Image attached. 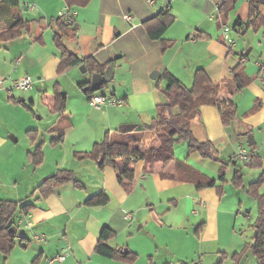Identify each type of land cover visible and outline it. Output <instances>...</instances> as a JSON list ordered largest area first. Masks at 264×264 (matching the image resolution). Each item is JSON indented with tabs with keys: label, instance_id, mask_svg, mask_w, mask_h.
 Returning a JSON list of instances; mask_svg holds the SVG:
<instances>
[{
	"label": "crops",
	"instance_id": "1",
	"mask_svg": "<svg viewBox=\"0 0 264 264\" xmlns=\"http://www.w3.org/2000/svg\"><path fill=\"white\" fill-rule=\"evenodd\" d=\"M222 2L154 0L150 4L147 0H90L84 6H73L77 11L76 21L64 37L67 48L80 57L93 56L100 65L112 60L113 80L116 78L117 84L114 92L109 94L123 98L124 104L95 111L97 116L106 120V133L111 137L119 132L121 124H136L138 127L151 122L156 116L157 106L164 102L165 97L156 81L150 77L153 71H159L160 76L167 70L191 87L199 69H203L212 82L222 83L233 77L231 68L243 62V70L250 81L233 96L237 104L236 117L229 124H224L216 105L203 104L201 114L192 126L195 137L200 141H211L221 160L204 158L197 151L189 152L185 141H182L184 145H175L178 158L215 178L216 184L198 188L191 181L163 178L159 171L146 173L144 161L138 160L133 185L131 189H126L118 180L119 168L124 166L126 158L119 156L116 166L106 164L103 167L100 160L80 158L76 153L92 150L98 138L95 133L94 136H87L88 131L76 133L72 140L70 134L76 132L78 125L84 124L83 120H76L74 112L67 114L65 111L63 118L55 123L57 130L49 133V139L42 140V163L35 165L29 160L28 151L25 154V170L28 165L32 167L25 183L28 181L33 189L31 195L35 198L34 202H30L32 207L26 214V220L32 225L25 228L31 231L23 233L22 241L17 242L9 254L0 252V264H50V258L59 252L66 255L62 264H138L141 256L146 258L144 264L178 261L187 264L191 261L201 264H214L215 261V264H247L248 258H251L249 251L252 250L249 246L255 232L253 224L248 228L247 217L249 208L257 201L247 192L245 177L242 187L233 185L232 179L236 170L246 176L247 170L243 166L264 167V74L261 70L264 50H257L250 58L243 50H235L237 47L232 49L224 40L222 26L231 25L238 33L244 31L245 34L252 29L254 37H260L259 44L264 42V27L245 24L250 16V0H236L221 15L218 5ZM22 6L32 12L44 13L42 24H36L38 29L35 33L32 28L31 38L23 37L24 34L0 46V76L10 74L12 79H16L36 71L39 75L37 83L42 85L41 88L39 86V93L43 94L45 102L53 110L55 98L51 89L54 82H58L61 90L69 94L61 78L75 72V66L58 73L61 51L54 37L52 44L49 38L45 39L43 33L38 32L43 24L50 26L47 18L50 13H55L57 8L58 15L68 4L65 0H20L19 7L13 10L21 16ZM162 11L173 17L164 34L166 44L150 38L146 23ZM258 11L264 15V5H259ZM125 14H130L131 18L127 20ZM237 21L243 24L236 25ZM245 42L252 45L251 51L255 50L253 39L247 38ZM36 46L50 48V52L35 55L33 51L38 50ZM75 79L79 81L82 76L76 73L73 81ZM14 91L8 92L7 98L4 93L0 95L8 103L17 105ZM219 97L227 100L231 96L221 92ZM80 99L81 105L88 107V94L81 93ZM20 101H25V98L21 97ZM193 105V98L184 103L186 107ZM255 128L259 131H255ZM250 133L256 141L252 145L255 150L252 151L251 161L241 164V161L234 159V155L238 146L243 145L244 136L248 137ZM62 134L63 140L55 144L51 142V138ZM113 136L112 140L115 138ZM155 137L156 131L145 130L141 142L149 147ZM69 139L72 140L71 147L65 150ZM5 140L0 130V144ZM42 141L40 134L38 138L35 135L29 147L34 150ZM20 157L24 158V154ZM59 169L72 170L80 185L69 181L55 186L47 195L36 189L44 177ZM222 172L225 173V183L219 180ZM17 173L16 170L12 171L9 180H0L1 192L5 187L16 188ZM263 185L260 192L264 191ZM100 191L109 194L107 204L86 203L88 198ZM0 199L14 200L1 194ZM127 211L134 213L132 219L125 218ZM21 215L22 211L18 210L16 217ZM105 226L115 231L108 244L121 248L124 254L131 251L134 258H109L97 252L96 246ZM249 230L253 232L251 238ZM38 235L43 236L44 240L37 239ZM121 236L127 238L125 244H122ZM253 255L256 262L253 264H258L254 252Z\"/></svg>",
	"mask_w": 264,
	"mask_h": 264
},
{
	"label": "trees",
	"instance_id": "2",
	"mask_svg": "<svg viewBox=\"0 0 264 264\" xmlns=\"http://www.w3.org/2000/svg\"><path fill=\"white\" fill-rule=\"evenodd\" d=\"M68 6H84L90 0H65ZM236 0H223L219 8L221 15L234 5ZM20 0H0V46L13 41L24 34H31L35 19H26L13 8L19 7ZM264 5V0H250V16L245 22L247 26L264 27V15L258 11V6ZM219 12V13H220ZM41 21V19H38ZM54 20V21H53ZM50 26L55 27L54 41L61 51V62L58 67V73H62L73 66L86 64L87 70L91 76L94 72H103L108 64L100 65L93 56L80 57L70 51L64 43V37L69 34L71 24L58 17L53 19ZM173 17L166 11L160 12L156 17L146 21L148 25V34L151 39L161 40L166 44L164 34L169 27ZM242 21H237L236 25H242ZM74 25V24H73ZM74 29V28H73ZM242 55H244L242 53ZM244 58V57H243ZM233 77L222 83L212 82L203 69L196 72L194 84L191 87L182 83L175 75L165 70L155 80L160 92L164 95L165 100L157 106V114L151 122L139 125L136 129L156 131L154 142L146 147L141 142V138L135 139L132 143L112 142V137L106 133L105 137L96 142L92 150L77 152L80 158H92L97 161L102 159L100 166L106 164L117 165L116 158L125 157L126 161L123 167L119 168L118 180L126 189H131L135 177V166L138 160L144 161V171L151 173L159 171L163 178L175 180H187L194 182L198 188L213 186L216 179L209 177L204 172L190 165L186 160L180 159L175 154V145L185 141L188 144L189 152L197 151L202 157L213 160H221L218 152L211 141L198 140L192 130L194 121L201 114V105H216L221 114L222 122L229 124L237 114V104L233 96L241 91L250 81V77L243 70V62L231 68ZM165 80L167 84L161 87L160 82ZM86 93H92L91 77L89 80L78 84ZM225 92L230 95L227 100H221L219 95ZM53 95L55 98L53 111L58 115H63L66 111L67 93L61 90L59 83L53 85ZM193 98L192 107L184 106L187 99ZM260 104H258L259 106ZM56 122H53L54 124ZM34 140L37 132L35 130L27 131ZM63 134L59 137L51 138L52 143L63 140ZM43 141L39 142L34 150L28 151V158L35 165L43 161ZM118 146V147H113ZM254 146V145H253ZM219 180L226 182L225 173L222 172ZM69 181H74L80 185L74 173L70 169H59L56 173L50 174L43 178L37 185L36 189L41 190L44 195L53 191L54 187ZM233 185L242 187L245 184L244 176L240 170H236L232 179ZM264 183V174L251 182L247 192L253 196L258 205L257 218L252 227L257 231L254 240L249 246L254 252L258 264H264V191L259 189ZM110 196L105 191H100L86 201L90 205H105L109 202ZM32 207L31 203H22L20 201L0 199V252L5 255L9 254L17 243L18 231L13 233L10 228L16 224V213L21 210L22 213L28 214ZM18 228V226H17ZM115 235L114 229L105 226L100 234L96 250L99 254L109 258H126L132 259L131 251L127 254L122 252L121 248H114L108 244L109 240Z\"/></svg>",
	"mask_w": 264,
	"mask_h": 264
},
{
	"label": "rangeland",
	"instance_id": "3",
	"mask_svg": "<svg viewBox=\"0 0 264 264\" xmlns=\"http://www.w3.org/2000/svg\"><path fill=\"white\" fill-rule=\"evenodd\" d=\"M56 9H55V13H50L47 17L50 22L59 16V13L57 15L58 11ZM21 11H22V15L24 18L29 19V20L31 19L36 20L33 26V31L35 33L36 30L38 29L36 24L41 23V21L39 22L38 19L43 18L44 13H38L37 11L32 12V11L26 10L25 6H22ZM229 26L231 28V25ZM39 30L40 31L38 32V34L43 33L45 39L49 38V41L52 42V44L54 43L53 37H54L55 32H54L53 26L47 27L46 24H43V26L40 27ZM229 34L231 36V39H233L234 41V46H233L234 49L235 47H237L235 50L237 51L243 50L244 53H246L248 49L252 47L251 44L246 45L245 39L247 38L251 40L253 39L255 50L253 51H251L252 49L250 50L249 52L250 58H252V56L256 54L255 52L257 50H261V51L264 50V42L262 44H259L258 40L260 39V37H254L255 32L252 29H250L249 32L245 34L243 31L242 33L241 32L238 33L236 29L231 28ZM23 37L31 38L30 34H26ZM30 42L31 41L29 40V43ZM36 47L38 48V50L34 49L33 51L35 55H39L40 53L44 55L50 52V48L44 49V47L43 48H40V46H36ZM255 61L256 60H254V62ZM16 66H18V64H16ZM34 72L35 73H32V75H30L32 76L34 80V83L32 85L33 89L31 88L32 90L30 89L28 91H22V90L21 91L17 90L16 92L14 91V94H15L13 95L15 97L14 101L17 103V105H15L14 102H13L14 104L8 103L7 100H5L0 95V130H1V134L6 138L5 142L0 144V180L1 181L9 180L12 174V171L16 170L18 172L17 177H16L17 182L16 184H14L16 188H13V187L6 188L5 187V190L3 192L0 191V194L6 196L7 198L14 199V200L18 198L19 201H21L22 203L34 202V199H35L31 195L32 194L31 192L33 189H31V187L29 186L28 181L25 183L26 176L28 174H31V172L29 171L30 169L32 170V167L28 165L25 170V167L23 166L26 163L25 162L26 152L29 150H33L31 149V147H29V145L32 146V144H31V136L27 131L35 130L37 132L36 138H38L40 134L41 141L49 139L50 138L49 133L53 132V130H57L55 129L56 124L54 123L55 124L54 125L52 123L54 121L58 123L59 120L63 118V115L62 116L58 115L51 109L50 105L47 102H45L43 94L39 93V90L42 87V85L41 86L38 85L37 82L39 79L37 78V76L39 75H37L36 71ZM76 73L77 74L79 73L82 76V79H79V81L77 79L73 81V76ZM90 77H91L90 72L88 70L86 72H83V70L81 69V65H80V66H75V72H71L70 74H65L64 76L62 75V78H61L63 85L66 86L65 88H67L70 92L69 94L66 92L67 93V107H68V109L66 110V113L71 114V112H74V116L76 120H83V124H84V125H78L76 132L70 134V137L72 140H74L73 136L76 133L84 134L89 131V133H87V136H94V133H95V135L98 138L97 140L100 141L105 137L106 132L108 130L105 127L107 126L106 120H104L103 118H100L99 115L97 116V114L95 113V111L97 112V110L94 107H92L88 101H86L88 107L81 105L80 95L81 93L82 94H85V93H83V91H81L80 88L78 87V82H83L82 80H89ZM116 81H117L116 78L114 80L112 79V81L106 83L101 89H99L96 92H99L100 94H109L111 92H114L115 85L117 84ZM163 82L164 83L161 85V87H164L167 84L165 80ZM50 85L52 87V84ZM51 92H53V88L51 89ZM0 93H4L7 98L8 92L6 91V89L0 90ZM21 97H24L25 101H20ZM117 107H120V106H117ZM51 125L53 126L52 128H51ZM254 130L259 131L258 128H255ZM142 133H143V130H139V129H134L132 131L125 132V133L116 132V133H113V135H115V138H113L112 141L126 140V142L128 143H132L135 139L141 138ZM113 135L112 137H114ZM14 138H16V140ZM244 138H245V141L242 144L252 154V151H254L255 149L252 146L248 145L247 135L244 136ZM71 139H69L66 142L67 147L65 148V150H68L71 147V142H70ZM180 143L184 145L185 142H179V144ZM21 154H24V158L22 159L20 157ZM240 163L244 164L243 162H240ZM243 168L244 170H247L246 176L244 177L247 181L246 184L248 186L252 180L257 179L260 176V174L264 171V167L259 169L257 167L252 168L251 166L248 165V166H243ZM249 171H252V172H249ZM252 201H254L253 198H252ZM249 210L250 212L248 213V217H247V219L249 220L248 228L250 227L251 224L254 223V221L257 218L258 206H257V203H255V201H254V205L252 204ZM18 218L19 216L16 217V220ZM30 231L31 230L25 228L24 225H19L17 242L22 241V237H24L23 233L27 234ZM248 235L251 238V235H253V232L249 230ZM120 240L122 244H125L128 241L127 238L124 236L123 237L121 236ZM125 246H126L125 248H128L127 245ZM249 252H251L250 253L251 258H248L247 264L256 263L255 261H253L255 260L253 251L250 250ZM102 259L109 260L108 258H102ZM145 262H146V258L142 256L139 257L137 261L138 264H144ZM160 264H169V263H160ZM190 264H194V262L191 261Z\"/></svg>",
	"mask_w": 264,
	"mask_h": 264
},
{
	"label": "built area",
	"instance_id": "4",
	"mask_svg": "<svg viewBox=\"0 0 264 264\" xmlns=\"http://www.w3.org/2000/svg\"><path fill=\"white\" fill-rule=\"evenodd\" d=\"M148 3L153 4L154 0H147ZM221 4L218 5V10L220 8ZM77 16V11L71 7L66 6L62 10L59 11V17L67 21L69 24L73 25L75 24ZM125 18L129 20L131 18L130 14H125ZM231 28L229 25L224 24L222 26V32L223 37L228 44L229 47L234 46V41L231 39V36L229 34ZM263 74H264V66L262 65L261 68ZM34 83V80L32 76L25 75L16 79H12L10 75L0 76V90L6 89L7 92L11 93L14 90H22V91H28L32 88V85ZM88 102L89 104L94 107L95 109H101L106 106H121L124 104L123 98H118L116 96L110 95V94H100L99 92L93 91L92 93L88 94ZM234 159L241 161V162H250L252 159V154L249 152V150L244 145H239L235 155ZM134 217V213L131 211H127L125 214L126 219H132ZM16 224L24 225L25 227H30L32 225L31 222H28L26 220V214L22 213L21 217H19L16 220ZM37 239L44 240L43 236H37ZM66 258V255L64 252H59L56 255H54L52 258H50L49 262L50 264H62ZM169 264H187L183 261L178 262H172ZM194 264H201L200 262H194Z\"/></svg>",
	"mask_w": 264,
	"mask_h": 264
},
{
	"label": "water",
	"instance_id": "5",
	"mask_svg": "<svg viewBox=\"0 0 264 264\" xmlns=\"http://www.w3.org/2000/svg\"><path fill=\"white\" fill-rule=\"evenodd\" d=\"M25 9H27V7H25ZM244 32V31H243ZM251 48L248 49V51L245 53L246 55L249 54ZM81 69L83 70V72L87 71V66L86 64H82L81 65ZM159 76V71H153V73L150 74V77L153 80H156ZM114 78V69L112 65H108L106 70L103 72L100 71H96L92 74L91 76V89L92 91H98L99 89H101L106 83L112 81V79ZM24 100V99H22ZM137 127L136 124H121L119 126V132L121 133H125V132H129L134 130ZM16 140V138H15ZM255 139H254V135L250 134L248 136V144L249 146H252L253 144H255ZM102 162V159H100L99 163ZM10 231L13 233H17L18 228L16 225L12 226L10 228ZM254 235L257 236V231L254 232Z\"/></svg>",
	"mask_w": 264,
	"mask_h": 264
}]
</instances>
